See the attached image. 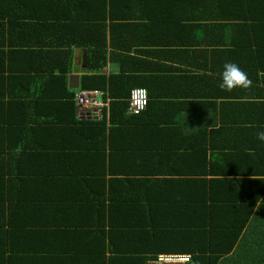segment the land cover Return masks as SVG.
Masks as SVG:
<instances>
[{"label":"crops","instance_id":"crops-1","mask_svg":"<svg viewBox=\"0 0 264 264\" xmlns=\"http://www.w3.org/2000/svg\"><path fill=\"white\" fill-rule=\"evenodd\" d=\"M0 23V264H109L111 236L194 257L213 234L223 239L217 212L231 204L207 207L171 182L198 179L264 125V0H0ZM226 62L248 74L249 89L219 88ZM89 80L107 87L93 90L108 95L107 110L112 101L122 110L115 97L136 88L150 107L126 125L111 114L102 123L103 108L83 113L74 100ZM201 144L209 164L197 158ZM148 165L162 174L153 189L160 176ZM131 166L149 196L119 191L97 223L101 205L87 203L96 172L110 180L122 176L112 167ZM218 170L212 179L230 177L228 163ZM50 228L64 237H46ZM244 241L264 263L263 227Z\"/></svg>","mask_w":264,"mask_h":264},{"label":"trees","instance_id":"trees-1","mask_svg":"<svg viewBox=\"0 0 264 264\" xmlns=\"http://www.w3.org/2000/svg\"><path fill=\"white\" fill-rule=\"evenodd\" d=\"M2 24L0 23V29H5V24L3 26ZM1 57L2 56H0V58ZM89 81L90 82L83 81L82 87L78 91H93L98 89L104 91L107 90L106 86L100 84L101 82L91 80ZM99 93L100 95L97 97L101 98L104 102H108L109 105L108 95L103 91H100ZM110 96L114 98V95L110 94ZM119 96L120 97L117 96L115 98H121L125 100L121 104L122 110L116 112L114 108L116 103H113L112 101L110 103L109 110H107L108 105L101 109L102 114L100 119L103 118L102 120H104L102 123L107 121L106 115L108 114H111L112 121L115 120L116 123H121L120 125H126L136 117L146 113L144 112L138 115H129V98L131 99V92L124 93ZM263 104L260 105L262 108ZM258 105L256 104L249 108L251 114H253V112H255V114L257 113L256 108ZM128 116L132 117L131 119L129 118L126 120L125 118ZM259 131H264V125L260 124L259 127H257L256 130L244 140L242 145L235 150H232L231 148L229 151H221V154L217 153L218 156L215 158V162H213L211 169L196 174L198 179L190 177L189 181H185L183 183H179L177 181L171 182V184L174 186H182L185 195L189 196V200H193L194 202L198 203L202 202V205L205 204L207 206L209 204V200L213 202V206L216 205L218 208L220 206L218 204H221L223 201H226L224 204H231L225 205L224 211L218 210L217 212L219 215L218 220L220 221V223L217 222V227H220V230H222L220 235L223 237V239H220L217 235L213 234V237L216 239L217 243L210 244V247L206 249L201 248L199 254L196 255L192 263L189 264H201L203 260H207L208 264H264L254 258V255L256 254L255 250H253V248H247V245H245L244 241L246 234L252 233L256 229L257 225L262 226L264 229V142H261L257 139L256 134ZM201 145L202 148L197 150V158L201 163L209 164L207 161L208 158L206 155V147L203 144ZM195 152V149H191V154H195ZM3 155L4 149L3 146H0V173L3 172L1 167V159ZM195 158L196 156H194V159ZM226 163H228L230 166L228 174L230 177L226 176L225 179L222 180L212 179L214 176L220 173L218 166L224 168ZM134 168V166L128 167V170L122 173L112 167L111 173L114 174V176H122L120 178H113L110 180L106 179L107 173L104 170L96 172L101 177L95 178L100 180L91 181V193L87 203L97 201L101 205V214L99 212L97 213V211H92L91 213L97 223L102 221L101 216L103 217L105 207L107 208L106 201L111 203L112 200H115L114 196L119 191L133 188L140 195H145L148 192L149 196V183L148 188H146L140 179H134L131 176ZM146 168L151 174L160 176L159 179H156L152 183L153 189L160 184L162 174L159 173L158 167L156 166L150 167V165H148ZM182 187L178 188V190L181 191ZM0 189L4 190L3 186L0 185ZM229 193L231 194L232 198H225V196H229ZM11 200L16 199L12 197ZM116 200L118 201L119 198L117 197ZM116 204L117 203L115 201L109 206L111 211L121 208V206ZM205 215H207V212H205ZM2 225H4V223ZM23 225L27 224L24 223ZM140 226L142 227L144 225ZM200 226L201 229H203L205 225H197V228H200ZM45 233H48V231ZM52 235H55L57 238H63L64 235L62 228H50L46 237H51ZM73 236L79 237L76 232L73 234ZM114 237H110L109 244L106 247L112 253V257L107 260L109 261V264H158L157 260L159 259L160 255L172 254H155L152 251V247L148 248L145 246H142L141 249H128L125 248V246H123V244L120 242L119 246L116 245L114 243ZM94 238H96V236H94ZM227 240H229L228 244L226 243ZM91 242L92 236L90 235L84 241V243H86L85 249L91 250L93 248ZM251 245L255 244L252 243Z\"/></svg>","mask_w":264,"mask_h":264},{"label":"built area","instance_id":"built-area-1","mask_svg":"<svg viewBox=\"0 0 264 264\" xmlns=\"http://www.w3.org/2000/svg\"><path fill=\"white\" fill-rule=\"evenodd\" d=\"M97 91L80 90L76 94V102L83 113L90 109H101L108 105L104 102ZM150 104L149 91L145 88H136L131 93L129 115H138L146 112ZM85 116V114H83ZM194 256L191 254H162L157 260L158 264H189L192 263Z\"/></svg>","mask_w":264,"mask_h":264},{"label":"clouds","instance_id":"clouds-1","mask_svg":"<svg viewBox=\"0 0 264 264\" xmlns=\"http://www.w3.org/2000/svg\"><path fill=\"white\" fill-rule=\"evenodd\" d=\"M223 68L224 70L221 74V82L219 83V88L221 90L230 92L235 88L249 89L252 86V80L248 77V74L245 71H243L237 64L232 62H226L223 65ZM74 100L76 102V95L74 97ZM246 126L254 127V125H246ZM256 135L259 141L264 142V131H259ZM172 254H182V253H172Z\"/></svg>","mask_w":264,"mask_h":264},{"label":"water","instance_id":"water-1","mask_svg":"<svg viewBox=\"0 0 264 264\" xmlns=\"http://www.w3.org/2000/svg\"><path fill=\"white\" fill-rule=\"evenodd\" d=\"M78 85H76V86H73V87H77Z\"/></svg>","mask_w":264,"mask_h":264}]
</instances>
